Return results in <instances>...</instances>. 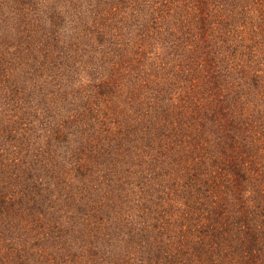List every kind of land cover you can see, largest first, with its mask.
<instances>
[{"label":"trees","instance_id":"obj_1","mask_svg":"<svg viewBox=\"0 0 264 264\" xmlns=\"http://www.w3.org/2000/svg\"><path fill=\"white\" fill-rule=\"evenodd\" d=\"M0 264H264V0H0Z\"/></svg>","mask_w":264,"mask_h":264},{"label":"rangeland","instance_id":"obj_2","mask_svg":"<svg viewBox=\"0 0 264 264\" xmlns=\"http://www.w3.org/2000/svg\"><path fill=\"white\" fill-rule=\"evenodd\" d=\"M65 80H66V78H65ZM65 80L61 81V83H65V82H66ZM84 80H85V79H84ZM47 102H48V103L50 102L49 97H48Z\"/></svg>","mask_w":264,"mask_h":264}]
</instances>
